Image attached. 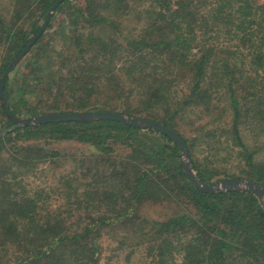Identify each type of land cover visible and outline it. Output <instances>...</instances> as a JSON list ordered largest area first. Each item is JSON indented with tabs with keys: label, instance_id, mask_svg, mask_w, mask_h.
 Here are the masks:
<instances>
[{
	"label": "trees",
	"instance_id": "obj_1",
	"mask_svg": "<svg viewBox=\"0 0 264 264\" xmlns=\"http://www.w3.org/2000/svg\"><path fill=\"white\" fill-rule=\"evenodd\" d=\"M58 1L11 0L12 21L0 24L8 48L0 84ZM70 3H58L8 75L9 109L0 95V133L9 129L0 135V264H100L104 236L115 245L110 257L122 264H264V201L253 192L211 193L193 185L179 146L162 131L114 119L17 126L9 113L117 111L157 120L184 139L195 170L212 182L218 170L207 164L230 154L207 126L223 120L229 92L233 118L224 140L233 141L246 168L224 177L264 186V2L84 0L62 20L71 32L64 33L65 45L42 49L46 31ZM243 61L256 65L260 79L251 95L238 99L233 78ZM17 75L25 83L15 89ZM95 81L108 83L88 88ZM194 108L206 122L188 134L185 126L196 120L184 113ZM56 141L87 144L91 153H63L51 146ZM206 144L197 157L196 146ZM61 158L69 169L48 166ZM49 172L55 179L41 180ZM163 204L172 211L157 218L143 211Z\"/></svg>",
	"mask_w": 264,
	"mask_h": 264
},
{
	"label": "rangeland",
	"instance_id": "obj_2",
	"mask_svg": "<svg viewBox=\"0 0 264 264\" xmlns=\"http://www.w3.org/2000/svg\"><path fill=\"white\" fill-rule=\"evenodd\" d=\"M264 2V0H262ZM84 4V0H71V3L66 5L56 16L55 21L53 23L52 28L48 29L45 33V36L43 37V39L41 40V42L39 43L42 46V49H48V52H52V51H56V50H60L63 45H65L66 41L68 40V36L65 35L64 33H71L70 30H67L64 32V22H62V20L67 16V13L71 11V8L73 6H78V5H82ZM11 11H13V5L11 0H0V24L1 22H4V19L7 20L10 18V16H12ZM30 11H27L26 14H28ZM10 20L12 21V19L10 18ZM34 18H30V19H25L23 20L20 24H21V28H26L27 26L29 27V23L33 22ZM10 22V21H9ZM14 24L11 23V26H13ZM40 26V24H39ZM30 28V27H29ZM110 29L106 30V33H110ZM3 33V34H2ZM4 37V29L1 27L0 25V67H1V63H2V59L4 58L5 55L8 54V48L6 47V45L4 44V41L2 40ZM6 38V37H5ZM4 38V39H5ZM24 44V43H23ZM22 44V45H23ZM67 46V45H66ZM217 51V50H216ZM244 62V63H243ZM239 64L238 68L235 70L234 72V78H233V88L232 90L235 91V95L236 98L238 99H243L244 97H248L249 95H251V92L253 91V88L256 85V81H258L260 79L259 77V72L257 71L258 68L256 67V65L250 63L249 61H243ZM243 63V64H242ZM242 64V65H241ZM241 65V66H240ZM20 71H25V69H22ZM186 75H182V77H179V83L176 85L177 88H181L185 85V77ZM106 80V79H104ZM25 81H23V79L19 78V75H17L15 77V79L12 81V85L14 86L15 89H17L18 85H22L24 84ZM91 85L88 86L92 87V86H102L104 83H108V81H95V82H89ZM132 86L135 85V83H130ZM10 88V85L8 86V89ZM43 92V99L44 100H49L48 95L49 94V90L45 91V89H41ZM227 95V94H226ZM225 95L224 97V101H222V105L225 107V115L223 113L222 115V121H224V123L227 125V127H225V124L222 123V121L218 124H210L208 127V129L215 131V135H221L220 139L222 138L223 144V153H226L228 156H225L226 158L222 157L219 161L215 162L214 164H207L210 166V168H212L213 166L216 167V170H218V174H216V176H218V178H224V176H226L227 174L230 175H239L241 174V170L246 168L245 165V160L244 158H242V156H238V148L236 147L235 144H233V141L230 140L228 143H226V141L224 140V138H226V136L229 134V130H227L226 128H228V124L230 123V121H232L233 118V113H232V109H231V104H230V99L228 97L229 96V92H228V97ZM95 97V96H94ZM228 98V101H227ZM93 99V98H92ZM32 102H36L35 98L32 97L30 99ZM1 103V102H0ZM94 103V102H93ZM1 105V104H0ZM201 108H194V110H192L191 112H185L184 115L186 116L187 119H195V124L194 122L192 124H190L189 128L187 125L185 126L186 128L185 131L188 134H197L196 131H194L193 129L196 128V125L201 124V123H205L206 120H201L198 119L200 116L199 110ZM0 113H1V106H0ZM1 117V114H0ZM184 121L182 120L180 122V124H183ZM242 129H243V125H242ZM203 133H205V130H201ZM244 135L247 134V136H250L249 142L247 143L249 146L256 148L255 146V142L253 139L252 134L248 135L247 131L244 130ZM216 140V138H215ZM254 142V143H253ZM52 147L59 149L60 151H62L63 153H67V154H71V153H79L78 155L82 154V153H87L90 154L91 153V149L89 148V146L87 144H83L80 142H65V141H56V142H52ZM208 147L207 144L205 146H196L195 148V153L197 154V157L202 158V156H204L205 151H207ZM232 149H236V151L234 153L231 152ZM121 151V150H119ZM203 162V161H202ZM53 164L54 166L57 167V170H61L63 168L69 169L70 168V161L64 160V159H59L58 160V164L57 163H49V165ZM35 178H29L28 180L30 181V186L32 188H34L36 186L35 182H34ZM45 179V180H49V179H53V173L49 172L48 175H46V177L43 178V176H41V180ZM55 179V178H54ZM53 179V180H54ZM216 180V179H215ZM165 205V206H163ZM162 206H147L146 208L143 209L144 213L151 217V218H157L160 217L162 215H164L166 212L169 213L172 211V208H170L168 206V204H163ZM109 236H104L103 237V248H104V253H103V257L102 260L100 262V264H122L121 261H119V258L117 257H110L111 255H113V250H115V245L112 243V241L109 240ZM118 252V251H117ZM122 257V255H121Z\"/></svg>",
	"mask_w": 264,
	"mask_h": 264
},
{
	"label": "water",
	"instance_id": "obj_3",
	"mask_svg": "<svg viewBox=\"0 0 264 264\" xmlns=\"http://www.w3.org/2000/svg\"><path fill=\"white\" fill-rule=\"evenodd\" d=\"M60 1L61 0H59L58 3ZM58 3L54 5L51 11L49 12L48 18L42 25L39 32L27 44V46L23 49V51L19 54V56L9 65V67L4 72L1 78L0 95L4 99L5 106L7 109H9V106L4 95V87H5L6 79L10 74V72L15 67V65L20 61V59L25 55V53L29 50V48L41 35V33L46 27V24L50 16L52 15L54 9L57 7ZM9 113L12 116L13 120L16 122L17 126H27L33 124L39 125L45 122L65 121V120L114 119V120H119L131 126H136L140 128H153L162 131L163 133L167 134L173 141H175L179 146L182 154L183 171L187 175L188 180L193 185L197 186L203 191L211 192V193H219L225 191L253 192L258 196L260 200L264 201V186L256 181L244 179V178H231V177L220 178L212 182L201 179V177L194 168L187 143L177 132H175L173 129H171L170 127L166 126L164 123H161L157 120L141 117V116L129 115L117 111L55 112V113L38 114V115L22 117V118H18L14 116L11 112ZM8 130L9 129L2 131L0 135L7 132Z\"/></svg>",
	"mask_w": 264,
	"mask_h": 264
}]
</instances>
